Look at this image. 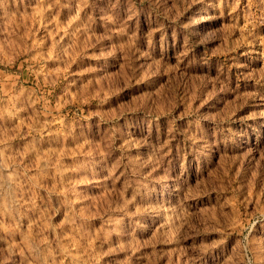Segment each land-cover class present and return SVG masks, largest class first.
I'll return each mask as SVG.
<instances>
[{"label": "rangeland", "instance_id": "1", "mask_svg": "<svg viewBox=\"0 0 264 264\" xmlns=\"http://www.w3.org/2000/svg\"><path fill=\"white\" fill-rule=\"evenodd\" d=\"M0 264H264V0H0Z\"/></svg>", "mask_w": 264, "mask_h": 264}]
</instances>
